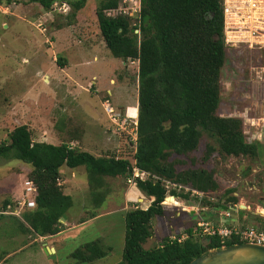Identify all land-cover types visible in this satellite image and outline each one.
Here are the masks:
<instances>
[{"label":"rangeland","instance_id":"rangeland-1","mask_svg":"<svg viewBox=\"0 0 264 264\" xmlns=\"http://www.w3.org/2000/svg\"><path fill=\"white\" fill-rule=\"evenodd\" d=\"M56 2L52 1V6ZM97 2L86 0L76 12L73 24L58 31L55 23L65 21L58 10L44 9L35 0H0V143L7 141L9 131L20 124L29 126L33 138L53 143L69 140L71 130L77 128L75 131L79 130L80 138L74 141L75 147L94 155L114 154L130 162L133 160L136 135L130 136L127 132L129 125L127 130L116 132L102 106L108 102L114 110L117 108L137 118L138 63L135 59L123 61L114 57L106 48L95 15ZM240 49L226 48L218 112L242 119L237 115L245 110L255 116L264 113V89L257 88L250 75L252 65L264 63V53ZM65 125L69 132L59 133V139L56 138L55 132L58 134ZM207 143L217 147L216 139L203 133L195 150L188 155L171 154L169 160L175 161L177 169L200 166L212 169L217 189L199 192V195L188 194L185 198L169 197L170 189H166L161 202L164 214L153 217L152 234L143 243L144 247L156 246L166 237L185 238V230L199 219L210 223L224 220L227 225L237 227L264 228V150L256 157H222L214 152L203 162ZM182 161L186 163L181 164ZM28 168L29 165L17 159L0 158V178L14 170L27 177ZM106 181L111 191L106 188L99 194L111 192L118 205L96 220L78 224L55 237L57 245L53 253L43 250V243L46 245L43 237L23 232L22 222L18 220V217L23 220V209L16 214L1 213L0 264H74L76 259L71 253L83 243L96 239L110 251L91 264L119 262L124 246V212L145 196L135 185L129 189L123 177H106ZM2 183L0 181V211L3 200L10 196L6 191L12 188V180ZM227 189H233L228 195H236L237 204L247 206L242 209L248 215L241 216L238 208L229 210L218 206L229 204L224 195ZM174 190L189 192L184 188ZM135 191L140 193L126 204L125 192L130 196ZM92 196L89 195V202ZM129 196H125L126 199ZM150 201L145 197L141 206L146 208ZM80 204L74 199L68 211L82 213L84 207ZM103 206L100 203L86 209L92 212ZM235 215L239 219L237 223L231 220ZM198 238L201 239V235Z\"/></svg>","mask_w":264,"mask_h":264},{"label":"trees","instance_id":"trees-1","mask_svg":"<svg viewBox=\"0 0 264 264\" xmlns=\"http://www.w3.org/2000/svg\"><path fill=\"white\" fill-rule=\"evenodd\" d=\"M35 1L48 10L54 0ZM85 1H66L70 10L60 13L65 21L55 23L58 31L73 24L76 12ZM116 4L117 0H98L95 7L98 28L112 56L123 61L138 59V111L133 158L140 169L158 178L137 181L138 189L151 201L146 208L135 202V207L124 212V246L121 260L115 264H188L212 248L237 243L241 239L232 235L220 242L215 235L207 234H200V239L189 227L183 240L166 237L156 246L144 247L143 243L152 234L153 217L164 214L161 202L166 195L165 179L188 185L201 193L218 187L212 169L204 166L177 169L175 161L169 160L170 155H188L198 147L203 133L217 142V147L211 143L205 145L203 162H207L214 152L222 157H256L263 152L264 144L246 141L240 117L223 116L218 112L221 70L227 58L222 0H141L135 24L122 15L108 17L104 14L107 8ZM75 129L71 130L69 140L53 143L32 141L29 126L20 124L9 131L7 141L0 143V158L17 159L29 165L27 177L36 185L35 205L23 207L24 211H21L22 226L27 232L37 236L56 234L62 225L59 219L62 216L68 218L67 211L73 200L59 184L63 166L81 170L97 204L102 198L99 193L104 190L94 189L96 183L107 185L106 177L126 180L131 172L132 163L126 158L114 154L94 155L70 147V140L80 138L79 130ZM59 131L61 134L69 132L68 126ZM106 188L111 191L109 186ZM230 192L233 189L224 193L229 204L218 206L229 209L228 205L238 202L236 195H228ZM169 193L184 198L191 195L190 192L178 193L173 188ZM12 202L7 195L3 208ZM238 212L241 216L247 213L243 209ZM93 215L92 212L90 216ZM108 251L110 248L96 239L77 247L71 256L76 259L74 264H91Z\"/></svg>","mask_w":264,"mask_h":264},{"label":"built area","instance_id":"built-area-1","mask_svg":"<svg viewBox=\"0 0 264 264\" xmlns=\"http://www.w3.org/2000/svg\"><path fill=\"white\" fill-rule=\"evenodd\" d=\"M140 8L141 0H118L115 7L107 8L104 13L108 17L122 15L135 19L139 16ZM51 10L66 13L70 10V7L65 1H57L51 7ZM222 12L224 43L229 50L242 48L250 52L264 53V0H222ZM250 75L253 84L257 88L264 89V63L252 65L250 67ZM103 109L116 132L119 131L121 133V131L127 130L129 125L130 130L127 132L130 136L136 135V117H131L127 112L122 113L114 110L108 102L104 104ZM237 116H242L245 139L248 142L264 144V113L255 116L249 115V112L245 110L242 115ZM149 177L158 178L156 175L137 167L133 160L131 172L126 179L128 185H136L138 180L145 181ZM164 187L178 190L184 188L191 195H199V192L190 186H183L166 179L164 180ZM36 190V186L31 180L24 179L21 195L14 199V206L8 204L3 212L16 214L23 207H33L35 205ZM12 210L15 211L13 212ZM225 214L229 215L228 212ZM193 233L216 235L220 242H223L225 238L236 235L243 241L264 245V229L255 226L237 227L227 225L225 222L212 224L200 220L193 228Z\"/></svg>","mask_w":264,"mask_h":264},{"label":"crops","instance_id":"crops-1","mask_svg":"<svg viewBox=\"0 0 264 264\" xmlns=\"http://www.w3.org/2000/svg\"><path fill=\"white\" fill-rule=\"evenodd\" d=\"M57 132H58V134L55 132V135L57 136L56 138L59 139V133H61V132L60 131H57ZM71 141L73 142L75 140H70V142ZM28 170H30V169L28 168ZM22 177H23V179H22ZM25 177H26L25 173H22L21 171L14 170V171L8 173L3 178H0V181L3 183H5V181H7V179L12 180V188L10 190L6 191V193L10 194L13 201H14V199H16L20 196L19 194H20V192H22L23 180L25 179ZM77 181H82L83 183H77ZM59 184L61 185L63 192L65 194L70 195L72 197L73 202H74V199L79 200V202L82 204L84 209L82 210V213H77V214L73 213L72 211H67V217L68 218L64 217L63 219L62 218L59 219V221L62 223V225L60 226L59 232H57L56 234H53V235H49V236H41L44 238L43 241L46 243V245L51 246L54 249L57 245L56 240H54L55 237H57L58 235H60L61 233L65 232V231H67L68 229H71V228L77 226L78 224L84 225L88 222L96 220L102 214L107 213V212H111V209L113 206L118 205L116 203L117 200L111 195V192H109V193L107 192L106 195L102 194V198L98 200L99 204L102 203L104 205L103 208H100V209L96 208V210H92L94 215L90 216L92 212H90V211L87 212V209H86L87 206L99 205V204L95 203L93 200L91 202H89L88 198H89V195L91 194V191H90L88 183L85 181V178L82 175L80 169L69 168L67 166H63L60 170ZM100 185H101V187H100ZM109 187H110V184H109ZM94 189L105 190L106 185L104 183H101V184L96 183V185L94 186ZM119 193H120V191H119ZM138 193H140V192H138ZM138 193L135 191V194H134L135 196L133 194H131L129 196L128 192H125V196H129L128 197L129 199H126V197L123 196L125 198V201H126L125 203L127 204L129 202H132L131 199H133V197H136L138 195ZM123 197H121V199L119 201V205L121 204ZM83 199L86 201V203H89V204H84L83 202H85V201ZM136 199H138V198H136ZM111 203H114V205H111ZM109 205H111L109 207L110 210H108L109 208L107 209V207ZM8 214H11V213H8ZM246 215H248V212L243 214V216H246ZM84 217H88V218L86 220L82 221L81 219H85ZM237 219H238V217H236V215L234 217H231V220L236 222V223L239 221V219L238 220ZM18 220L21 222H24L23 220H21V217H18ZM22 230H23V232L25 231L24 228H22ZM43 245H45V244L43 243Z\"/></svg>","mask_w":264,"mask_h":264},{"label":"water","instance_id":"water-1","mask_svg":"<svg viewBox=\"0 0 264 264\" xmlns=\"http://www.w3.org/2000/svg\"><path fill=\"white\" fill-rule=\"evenodd\" d=\"M238 207L245 209L247 206L239 203ZM43 250L49 254L55 249L44 245ZM188 264H264V245L245 241L224 244L193 258Z\"/></svg>","mask_w":264,"mask_h":264},{"label":"clouds","instance_id":"clouds-1","mask_svg":"<svg viewBox=\"0 0 264 264\" xmlns=\"http://www.w3.org/2000/svg\"><path fill=\"white\" fill-rule=\"evenodd\" d=\"M117 2H118V0H117ZM117 5V4H116ZM113 7H115V6H113ZM110 8V7H109ZM140 10H141V8H140ZM105 14V13H104ZM126 17V16H125ZM139 17V16H138ZM138 17L137 18H132V17H127L129 20L131 19L132 20V24H135V22L137 23V21H138ZM137 29V31H138V28H136ZM137 31H135V32H137ZM224 38V37H223ZM227 48V47H226ZM128 59H130V60H136V62L138 63V59H136V58H128ZM103 107V106H102ZM120 111V110H119ZM122 112V111H121ZM106 113V112H105ZM122 113H124V112H122ZM129 114V113H128ZM131 116V115H130ZM132 117V116H131ZM136 117V116H135ZM137 119V118H136ZM110 121V120H109ZM112 127H113V129H114V126L112 125ZM244 135V134H243ZM44 136V135H43ZM245 137V136H244ZM35 140H38V139H35V138H33L32 137V141H35ZM40 140V139H39ZM40 141H43V140H40ZM247 141V140H246ZM250 143H257V142H250ZM69 146L70 147H74V146H76V144L74 143V141L72 142H70L69 143ZM133 160H134V164H135V159L133 158ZM132 160V161H133ZM132 161H131V163H132ZM136 165V164H135ZM137 166V165H136ZM131 167H132V164H131ZM138 167V166H137ZM143 170V169H142ZM146 171V170H145ZM129 176V175H128ZM127 176V177H128ZM27 179H29L28 177H26ZM25 178V179H26ZM127 179V178H126ZM29 180H31V179H29ZM24 181V180H23ZM32 181V180H31ZM33 182V181H32ZM127 182V181H126ZM34 183V182H33ZM36 186V185H35ZM127 186H128V188L130 189V187L132 188V186H130V185H128V183H127ZM135 187H136V185H135ZM170 196H173V195H170ZM169 196V197H170ZM145 198H142L141 200H139L138 202H141L142 203V201L144 200ZM13 203H14V201H13ZM236 204V205H235ZM235 204H233V205H231L230 207H229V210H231V209H234V210H236L237 208L238 209H242V208H239L238 207V204L237 203H235ZM11 205V204H10ZM6 208H7V206H6ZM6 208H3L1 211H0V213H3V214H8V213H4L3 211H5L6 210ZM246 209V208H245ZM244 210V209H243ZM21 211V210H20ZM11 214H15V213H11ZM200 220H203V219H199L198 221H200ZM197 221V222H198ZM197 222L195 223V225L192 227V231H193V228L196 226V224H197ZM208 222V221H207ZM220 222H225L226 223V221H220ZM212 224H216V223H212ZM231 226V225H230ZM246 227V226H245ZM255 227H258V226H255ZM261 228V227H260ZM262 229H264V228H262ZM196 235H200V234H196ZM213 236V235H212ZM216 236V235H215ZM186 237H187V234H186ZM185 237V238H186ZM217 237V236H216ZM169 238V237H168ZM170 240H172L171 238H169ZM173 239H176V238H173ZM177 239L179 240L180 239V237H177ZM184 239V238H183ZM183 239H180V240H183ZM219 239V238H218ZM240 242H243V240H241ZM246 242V241H245ZM222 245H224V244H222Z\"/></svg>","mask_w":264,"mask_h":264},{"label":"bare ground","instance_id":"bare-ground-1","mask_svg":"<svg viewBox=\"0 0 264 264\" xmlns=\"http://www.w3.org/2000/svg\"><path fill=\"white\" fill-rule=\"evenodd\" d=\"M132 117H135V116H132ZM262 210V209H261ZM263 211H264V209H263Z\"/></svg>","mask_w":264,"mask_h":264}]
</instances>
